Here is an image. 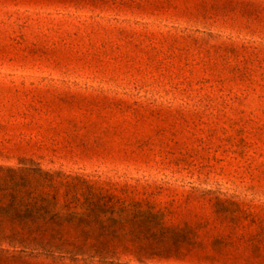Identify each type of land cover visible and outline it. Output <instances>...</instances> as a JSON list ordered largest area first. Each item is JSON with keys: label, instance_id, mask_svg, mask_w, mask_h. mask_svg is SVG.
<instances>
[{"label": "rangeland", "instance_id": "1", "mask_svg": "<svg viewBox=\"0 0 264 264\" xmlns=\"http://www.w3.org/2000/svg\"><path fill=\"white\" fill-rule=\"evenodd\" d=\"M31 164L142 212L105 264H264V0H0V165Z\"/></svg>", "mask_w": 264, "mask_h": 264}, {"label": "trees", "instance_id": "2", "mask_svg": "<svg viewBox=\"0 0 264 264\" xmlns=\"http://www.w3.org/2000/svg\"><path fill=\"white\" fill-rule=\"evenodd\" d=\"M143 216L82 176L0 165V264H105Z\"/></svg>", "mask_w": 264, "mask_h": 264}]
</instances>
